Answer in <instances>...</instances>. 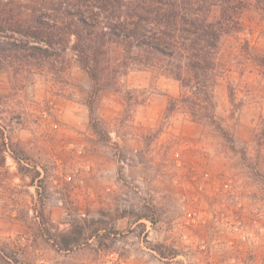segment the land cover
<instances>
[{"label": "rangeland", "instance_id": "obj_1", "mask_svg": "<svg viewBox=\"0 0 264 264\" xmlns=\"http://www.w3.org/2000/svg\"><path fill=\"white\" fill-rule=\"evenodd\" d=\"M62 39L0 31V264H264V6L216 55L229 138L166 60L111 44L96 88Z\"/></svg>", "mask_w": 264, "mask_h": 264}, {"label": "trees", "instance_id": "obj_2", "mask_svg": "<svg viewBox=\"0 0 264 264\" xmlns=\"http://www.w3.org/2000/svg\"><path fill=\"white\" fill-rule=\"evenodd\" d=\"M262 1L0 0V31L26 34L49 46L59 45L62 36H73L78 63L96 88L103 71L100 56L111 44L121 46L133 60L141 53L144 62L166 60L163 68L182 91L171 106L206 120L229 138L214 116L216 55L222 38L239 27L243 13L262 8ZM77 240L53 242L68 250Z\"/></svg>", "mask_w": 264, "mask_h": 264}]
</instances>
